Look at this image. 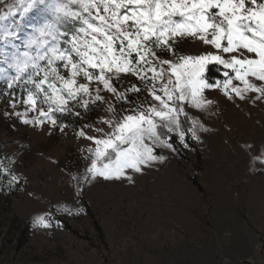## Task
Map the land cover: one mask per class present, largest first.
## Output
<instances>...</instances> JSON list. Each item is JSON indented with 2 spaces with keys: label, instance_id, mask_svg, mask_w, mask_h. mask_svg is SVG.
Returning a JSON list of instances; mask_svg holds the SVG:
<instances>
[{
  "label": "rangeland",
  "instance_id": "obj_1",
  "mask_svg": "<svg viewBox=\"0 0 264 264\" xmlns=\"http://www.w3.org/2000/svg\"><path fill=\"white\" fill-rule=\"evenodd\" d=\"M12 4L16 0H0V14ZM48 19L35 10L25 14L16 43L22 47L31 28ZM177 41V56L217 51L193 37ZM158 55L177 58L162 49ZM219 67L217 73H230L229 92L243 88L231 69ZM212 82L196 98L210 105L194 107L191 98L183 105L191 128L197 122L193 146L167 132L177 136L181 155L154 145L163 161L141 172L126 169L120 179H93L87 169L96 145L86 137L107 138L133 109L158 105L144 84L121 75L119 92L133 84L141 91L119 100L101 90L103 102L56 112L63 123L53 126L36 123L42 118L25 103L31 85L9 89L0 80V264H264V98L248 91L244 99L235 93L230 99L225 80ZM197 173L203 193L191 183ZM38 217L49 226L36 224Z\"/></svg>",
  "mask_w": 264,
  "mask_h": 264
},
{
  "label": "snow or ice",
  "instance_id": "obj_2",
  "mask_svg": "<svg viewBox=\"0 0 264 264\" xmlns=\"http://www.w3.org/2000/svg\"><path fill=\"white\" fill-rule=\"evenodd\" d=\"M32 10L50 19L33 26L21 47L16 41L25 14ZM17 14L20 21L14 19ZM178 37L199 39L217 51L177 56L173 45ZM161 49L177 56L176 60L158 55ZM224 53L237 55L224 59ZM213 62L231 69L244 85L232 86L229 92L231 78L226 79L225 95L230 99L232 93L244 99L248 91L264 98V0H16L0 14V64L5 65L0 67V80L9 89L18 84L32 86L25 103L42 118L36 123L47 120L55 126L54 113H70L76 106L87 110L90 103L103 102L101 90L119 100H127V92L141 91L133 84L119 92L121 75L135 76L158 102L147 109H133L134 114L124 116L107 138L86 137L96 145L89 149L95 158L87 169L93 179H120L126 169L141 172L163 161L166 157L154 154L153 146L173 151L175 147L160 129L178 133L187 148L179 116H187L183 105L189 98L197 108L212 103L196 98L203 89L214 87L205 76ZM247 77L262 83L258 86ZM103 123L113 126L108 120ZM196 124L193 121L194 139H198ZM35 223L49 226L43 217Z\"/></svg>",
  "mask_w": 264,
  "mask_h": 264
},
{
  "label": "trees",
  "instance_id": "obj_3",
  "mask_svg": "<svg viewBox=\"0 0 264 264\" xmlns=\"http://www.w3.org/2000/svg\"><path fill=\"white\" fill-rule=\"evenodd\" d=\"M69 27H70V25H69ZM219 69H220V67L217 64H211V65L207 66L206 78H207V81L209 83H213L212 82L213 78L219 77V75L217 73V71ZM117 112L119 113V111H117ZM54 116H55L58 124L63 123L60 115L55 113ZM179 120H180V124H181V130L184 131V133H185V142H187L191 146H193L192 145L193 139H192V133H191L192 128H191V123H190L189 119L186 116H179ZM160 131L166 133L165 139H168L169 142L173 143L177 154L181 155V151L179 150V148L177 146V141H176L177 136L176 135H169L164 129H160ZM199 176H200L199 173H197L195 175V177L191 179V183L200 193H203L204 191H203L202 187L200 186V184L198 183Z\"/></svg>",
  "mask_w": 264,
  "mask_h": 264
},
{
  "label": "water",
  "instance_id": "obj_4",
  "mask_svg": "<svg viewBox=\"0 0 264 264\" xmlns=\"http://www.w3.org/2000/svg\"><path fill=\"white\" fill-rule=\"evenodd\" d=\"M224 73H225V71H221V72H218V75L223 79V80H226V79H229V77H230V73H229V77H225L224 76Z\"/></svg>",
  "mask_w": 264,
  "mask_h": 264
}]
</instances>
